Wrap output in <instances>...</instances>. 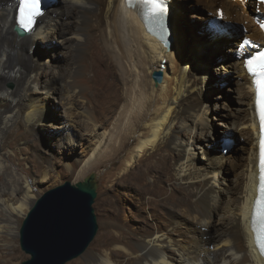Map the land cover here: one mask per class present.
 Listing matches in <instances>:
<instances>
[{"label": "bare ground", "instance_id": "6f19581e", "mask_svg": "<svg viewBox=\"0 0 264 264\" xmlns=\"http://www.w3.org/2000/svg\"><path fill=\"white\" fill-rule=\"evenodd\" d=\"M186 1L169 0L168 48L128 0L52 1L26 37L15 31L21 1L0 0V264L20 263L10 250L20 220L42 194L91 174L108 185L120 178L124 192L133 185V203L120 206L135 205L139 214L119 221L106 205V232L69 264H264L250 224L261 134L244 35L227 33L216 19L217 28L209 25L212 13L248 22L245 36L263 46L254 14L264 6L195 0L209 13L188 22ZM180 26L197 42L193 54ZM235 44L236 58L227 63ZM230 69L237 105L225 113L214 92ZM160 71L157 86L153 75ZM218 115L229 118L222 123L232 142L226 146L212 122ZM122 154L112 174L106 168ZM226 168L236 170L233 184Z\"/></svg>", "mask_w": 264, "mask_h": 264}, {"label": "water", "instance_id": "95a60500", "mask_svg": "<svg viewBox=\"0 0 264 264\" xmlns=\"http://www.w3.org/2000/svg\"><path fill=\"white\" fill-rule=\"evenodd\" d=\"M15 31L27 36L17 25ZM172 41L173 36L163 44L170 48ZM153 78L158 86L164 74L155 72ZM98 188L97 175L91 174L77 184L52 188L35 201L20 232L21 248L31 257L23 264H68L89 249L99 233L94 209Z\"/></svg>", "mask_w": 264, "mask_h": 264}, {"label": "rangeland", "instance_id": "374dc122", "mask_svg": "<svg viewBox=\"0 0 264 264\" xmlns=\"http://www.w3.org/2000/svg\"><path fill=\"white\" fill-rule=\"evenodd\" d=\"M53 1H55V0H53ZM194 2H196V1L195 0H187L186 1V10H185L183 18L188 22L189 21L190 22H196V21L202 22V20L197 19L196 17L207 15L209 13V10L205 6H203L202 4L193 5ZM239 9L241 10V7H239ZM215 14H213V13L211 14L213 16L211 18V21L216 19L220 22L225 23V25L228 26L230 29L232 28L231 30L229 28L226 29L227 33H229V34L233 33V34H235V36L239 37V32L242 31L243 32L242 34L244 35V37H246L245 34L247 33L248 30H247V28H245L244 24H246L248 26V22H244V23L243 22L242 23H240V22L239 23L238 22H229L227 20H224L223 15L216 16ZM254 15H257V11H255ZM210 22H209V24H210ZM237 28H239V29H237ZM180 35H181L182 41L184 42L185 47H188V49L190 50V54H193V52L191 50H195V49H196V51L199 50L198 46H197V42L194 39L193 35L188 30H186L185 28H183L181 26H180ZM240 40L241 39L239 38V41ZM53 45H55V44H53ZM239 45L237 47V44H235V46L233 48L234 50L229 52L230 56L228 57L227 63L235 60V58H236L235 53L238 51ZM228 48L229 49L231 48L230 44L228 45ZM61 59H63L62 60L63 62L65 61V59L62 55L60 56V61H61ZM223 63H224L223 61L219 60V62L216 63L217 65H215V66L222 65ZM215 74H216L215 79L216 78L219 79L221 74H218L217 71L215 72ZM225 76H226V78L224 80L225 83H223L222 86H216L215 85L216 90L214 92V96L217 97V99L215 101L219 102L220 107H223L224 112L229 113L231 110L235 109V107L237 105V101H236L237 93H236V89L234 86V73H233V71H231V69H230V72H228ZM9 86L12 87L11 84H9ZM228 121H229V118L220 117L219 115L217 116V119L213 118L212 122L214 123L215 127L218 128L217 129V131L219 132L218 135H222V137H223L222 139H224L225 136H227L226 133L223 132V130L226 129L223 125L226 124V122H228ZM222 123H223V125H222ZM85 137L88 138V136H85ZM233 140H234L233 142L235 144L236 139H233ZM83 141H85V140H83ZM47 144H48V141H47ZM243 144H244V141L241 139H238V142L236 143L237 147H241V145H243ZM230 153L231 152H229V154ZM239 154H240L239 152H236L235 155H239ZM123 156H124V154L118 156L115 159L114 163L109 165L106 169H108V171H110L112 174L118 173L119 172L118 169H120V161L123 160ZM164 163H165V160L160 159V164H164ZM235 173H236L235 168L234 169L233 168H226L224 176L226 175L225 178L227 179L228 183L233 184V181L235 179ZM98 181H99L98 198L96 200V203L94 204V209L96 211V215L98 218L99 233L89 248L93 247L97 243L98 237L106 232V229H105V227L103 228V223L101 222L103 219V216H104V208L106 205L111 207V209L113 211L112 212L113 217L119 221L120 220H129L130 221L132 219L134 220V218L139 214V212H138L139 210L137 209V206H135V205H134V209H126L124 207H122L123 209H121V206H120L121 200L122 201L124 200L125 202L128 201L130 204L133 203L132 200L134 197H132V195H131V191L134 188L133 185L130 184V187L128 188V190L124 192L123 187L120 185V178L118 179V184H113V185L109 184L110 186L107 183H103L100 180H98ZM131 187H133V188H131ZM121 193H123V194H121ZM136 219H137V217H136ZM24 220L25 219L20 220L21 227L24 223ZM20 232H21V229H20ZM17 240H18V245L16 247L12 248L10 250V253L12 254L13 259L15 261L19 260V262H20L19 264H23L24 261L30 259L31 257L29 255H27L22 250L21 245H20V235H19ZM4 256H5V254L0 253V259ZM80 258L73 260L69 263L75 262V261L79 260Z\"/></svg>", "mask_w": 264, "mask_h": 264}, {"label": "snow or ice", "instance_id": "6c2138e0", "mask_svg": "<svg viewBox=\"0 0 264 264\" xmlns=\"http://www.w3.org/2000/svg\"><path fill=\"white\" fill-rule=\"evenodd\" d=\"M128 3L130 6L135 4L142 9L143 19L149 27L162 24V18L166 12L162 0H128ZM259 3L264 4V0H259ZM42 14V0H21L19 23L26 31H31L36 18ZM261 28L264 29V24L261 25ZM244 66L255 86L262 136L259 196L254 203L250 224L255 244L261 255L264 256V52L245 60Z\"/></svg>", "mask_w": 264, "mask_h": 264}]
</instances>
